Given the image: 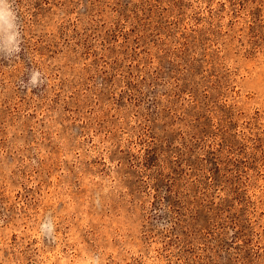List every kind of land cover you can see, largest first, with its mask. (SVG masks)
Returning a JSON list of instances; mask_svg holds the SVG:
<instances>
[{
    "label": "rangeland",
    "instance_id": "obj_1",
    "mask_svg": "<svg viewBox=\"0 0 264 264\" xmlns=\"http://www.w3.org/2000/svg\"><path fill=\"white\" fill-rule=\"evenodd\" d=\"M10 2L0 264H264V0Z\"/></svg>",
    "mask_w": 264,
    "mask_h": 264
},
{
    "label": "clouds",
    "instance_id": "obj_2",
    "mask_svg": "<svg viewBox=\"0 0 264 264\" xmlns=\"http://www.w3.org/2000/svg\"><path fill=\"white\" fill-rule=\"evenodd\" d=\"M0 29L6 33L5 47L11 48L14 52H18L20 32L17 24V16L10 0H0ZM29 82L33 86H38L40 73L33 71L30 75Z\"/></svg>",
    "mask_w": 264,
    "mask_h": 264
}]
</instances>
